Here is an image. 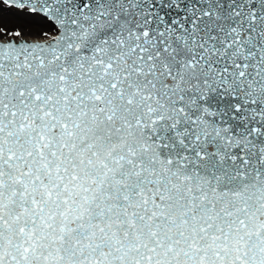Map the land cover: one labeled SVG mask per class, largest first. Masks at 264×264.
Segmentation results:
<instances>
[{"label": "snow or ice", "instance_id": "snow-or-ice-1", "mask_svg": "<svg viewBox=\"0 0 264 264\" xmlns=\"http://www.w3.org/2000/svg\"><path fill=\"white\" fill-rule=\"evenodd\" d=\"M0 264H264V0H0Z\"/></svg>", "mask_w": 264, "mask_h": 264}, {"label": "rangeland", "instance_id": "rangeland-1", "mask_svg": "<svg viewBox=\"0 0 264 264\" xmlns=\"http://www.w3.org/2000/svg\"><path fill=\"white\" fill-rule=\"evenodd\" d=\"M13 22H14L15 24H19V23H20L19 21H16L14 18H13Z\"/></svg>", "mask_w": 264, "mask_h": 264}]
</instances>
